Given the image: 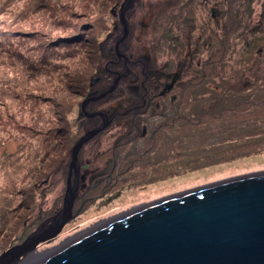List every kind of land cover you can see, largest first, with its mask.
<instances>
[{
	"label": "rangeland",
	"instance_id": "374dc122",
	"mask_svg": "<svg viewBox=\"0 0 264 264\" xmlns=\"http://www.w3.org/2000/svg\"><path fill=\"white\" fill-rule=\"evenodd\" d=\"M124 1L129 2V0H120V3ZM150 1L153 5L143 13H141L142 6L140 7V5L136 6L137 8L133 11L136 16L133 23L137 25L135 33L137 39L134 44L140 52L144 50L149 41L154 42V46H161L159 41L163 38L161 24L164 15V4L167 0ZM227 16L232 20L229 35L230 46L227 45L228 47L222 48L218 52V58L220 59L216 64L218 67L216 71L213 69L215 75H217L216 84L213 83L210 86L212 90L214 89L213 93L203 94L205 97L201 96L203 98L200 104L202 107L207 108L199 118L201 121H204L207 115H213V112L216 114L218 111L243 101L242 96H236L233 92L242 91L253 83H259L261 87L264 86V0H233V11ZM113 21L112 23H114ZM6 23L1 22L3 25H6ZM12 24H16V22L14 21ZM150 25L153 26V29L152 27L149 28ZM15 27L21 28V25L17 24ZM156 41L158 44H156ZM103 43L104 40L100 43L101 53ZM202 52L207 53L208 51L202 50ZM210 52L212 53L213 50L211 49ZM210 52L207 53L208 56ZM224 55L223 59L222 56ZM3 58L9 63H13L12 57L3 56ZM103 62L104 58L102 57V64L98 69L102 68ZM212 65V63H209V66ZM3 69V67H0V73L4 72ZM98 69L92 76L90 85L93 84ZM204 71L211 73L212 69L207 67L204 68ZM10 74L13 75L12 72ZM220 78H223V80ZM7 82L8 90L11 92L12 86L16 82L14 80ZM27 83V86L32 88L40 86L39 83ZM91 89L90 87L86 96L82 99L74 95H67L63 89L55 91L60 98L81 99L77 109L69 117L74 140L70 144V154L67 151L69 144L57 142L56 147H50V139H44L40 136V133L34 132L29 127L27 130H20L18 128L14 129V126L0 125V230L6 228L4 231H7L15 223L16 208L18 203H23L22 197L16 190L21 189L22 186L24 188L30 187L36 182L34 185L35 194H31L27 201L24 200V203H37L36 211L39 210L43 215H47L54 207H60V203H63L66 190L64 181L71 162V151L74 144L86 133L83 130L85 125L84 113L82 114V111H84L83 102L86 98L90 101ZM46 90L49 91V89ZM243 92L246 94L247 91L244 90ZM3 94L4 92H2V96L0 94V99L4 96ZM211 100H214L213 104H209L208 101ZM2 102H4L3 99ZM109 103H112V101H109ZM211 105H215L216 110H213L214 107L209 108ZM10 109L12 112L14 108ZM2 115H9L6 107L0 109V116ZM102 118L106 119V116H102ZM129 119L131 120V117ZM105 126V124L100 125L98 128L101 129L95 135L104 130ZM201 128H195L193 134L186 131L189 141L184 139L183 142L175 143L177 142L176 139L170 138L169 143L163 147L161 154H154L153 157L147 156L141 163H135L133 169L126 170L125 172L128 173L120 176L117 182H113L114 184L106 181L104 187L88 191L80 190V203H88L89 205L87 204V209L83 211L79 218L70 223L63 233L111 216V213L115 214L130 209L196 184L221 181L264 171V152L242 157L232 156V153L239 154L238 149L236 150L235 147L244 142L251 143L257 140V138H250L246 141L244 139L233 140L243 135L248 129L242 126L232 127L229 123H221L217 127L221 129L217 133L215 132L218 135L207 137L201 135ZM119 129L123 128L120 127ZM178 139L180 140V138ZM108 141L113 140L109 139ZM92 145L97 147L94 149L91 147ZM98 145L96 141H93L88 143L85 149H92L95 155V153L107 149L108 146H113L112 142L102 146ZM130 145L132 146V144ZM130 145H126L124 154H127ZM50 150H52L51 153ZM224 151L228 152L226 156H223ZM61 152L62 155H65V158L62 157ZM78 154L77 164L80 163L81 165L84 159H82V155ZM107 155L109 156V153ZM133 157L136 159L137 155H133ZM131 158L132 156L129 157L127 162ZM99 160V157L94 160L95 164L99 163ZM115 161L118 162L119 160H110L108 169L114 165ZM213 162L215 163L211 164ZM125 166L126 164H124ZM137 168L141 173H135ZM35 169H40L41 175H35ZM72 170L74 174V169ZM39 177H43V179L37 180ZM112 179L113 177L111 181H113ZM92 203L96 204L92 206ZM3 234L5 233L2 232ZM2 243L1 241L0 246H2Z\"/></svg>",
	"mask_w": 264,
	"mask_h": 264
},
{
	"label": "flooded vegetation",
	"instance_id": "af4514ba",
	"mask_svg": "<svg viewBox=\"0 0 264 264\" xmlns=\"http://www.w3.org/2000/svg\"><path fill=\"white\" fill-rule=\"evenodd\" d=\"M139 5L142 6L143 13L153 4L150 0H132L118 4L113 13L114 23L102 44V70L98 69L91 85L90 101L84 105L82 114L85 117V132L102 124L106 126L79 152L84 161L81 165L78 163L76 179L79 190L82 191L104 187L106 181L117 182L120 176L128 173L126 170L133 169L135 163H141L147 156L161 154L170 138L176 139L175 143L183 142L184 139L189 141L186 131L195 133L194 129L201 127V114L207 110L200 104L205 97L203 94H212L214 90L210 86L217 77L216 64L220 60L218 52L228 47L227 45L230 46L232 20L227 15L233 11V0H167L161 24V46H154V42L149 41L141 52L134 44L137 25L133 23L136 17L133 11ZM150 27L153 29L152 25ZM202 50L210 52L209 56L208 52L204 53ZM224 57L225 55L222 56L223 59ZM209 63L213 65L209 66ZM207 67L212 69L211 73L203 72ZM213 101L208 102L211 104ZM213 107L216 110L215 105L209 108ZM102 116H106V119ZM120 127L123 129H119ZM109 139L113 141H108ZM93 141L98 146L110 142L113 146L94 155L92 149H85ZM126 145L130 147L127 154H124ZM91 147L95 149L97 146ZM133 155H137L136 159ZM131 156V160L127 162ZM98 157L100 162L95 164L94 160ZM110 160L119 161H115L108 169ZM135 170V173H141L138 168ZM68 173L67 169L65 186ZM74 175L71 170V183L75 180ZM60 204V207L55 205L49 215L42 219L38 217V223L29 233L58 212L62 207V203ZM75 204L73 203L72 214L80 209L75 218L77 219L89 204L79 203L74 209ZM95 204L92 203V206ZM132 208L111 213L107 218ZM75 219L67 222L57 236L38 244L35 255L54 249L64 229ZM84 230L86 229L82 231Z\"/></svg>",
	"mask_w": 264,
	"mask_h": 264
},
{
	"label": "trees",
	"instance_id": "16d2710c",
	"mask_svg": "<svg viewBox=\"0 0 264 264\" xmlns=\"http://www.w3.org/2000/svg\"><path fill=\"white\" fill-rule=\"evenodd\" d=\"M119 3L120 0H0V67L4 68L0 73L1 96L4 92L0 109L6 107L9 112L0 116L1 126L20 130L29 127L44 139H50V147H56L57 142L69 144L70 154L74 140L69 117L91 87V78L101 64L100 43L111 29ZM14 21L16 24H12ZM17 24L21 28H16ZM3 56L12 57L13 63ZM9 80L16 82L11 92ZM27 82L40 86L32 88ZM58 89L81 99L60 98L55 93ZM244 90L233 92L242 96V102L213 112L201 121L202 136L218 135L215 134L221 129L218 125L229 123L232 127L248 129L234 141L257 138L255 142L235 147L239 154L232 156L237 157L264 152V86L253 83ZM10 108H14L12 112ZM34 173L39 176L41 170L35 169ZM40 178L43 179L37 180ZM35 183L28 189L22 186L16 190L23 203H18L15 223L7 231L0 230V242H3L0 253L20 244L38 223V217L42 219L51 213L43 215L36 211L37 203H24L35 194Z\"/></svg>",
	"mask_w": 264,
	"mask_h": 264
},
{
	"label": "water",
	"instance_id": "95a60500",
	"mask_svg": "<svg viewBox=\"0 0 264 264\" xmlns=\"http://www.w3.org/2000/svg\"><path fill=\"white\" fill-rule=\"evenodd\" d=\"M100 129L72 148L61 209L0 253V264H264V171L196 184L72 229L35 255L38 244L79 215L80 209L72 214L80 203L77 154Z\"/></svg>",
	"mask_w": 264,
	"mask_h": 264
}]
</instances>
